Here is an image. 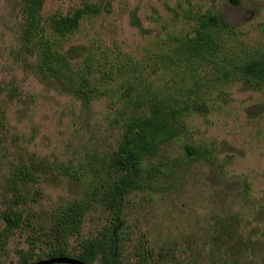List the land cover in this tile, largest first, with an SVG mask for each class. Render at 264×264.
<instances>
[{"label":"rangeland","instance_id":"obj_1","mask_svg":"<svg viewBox=\"0 0 264 264\" xmlns=\"http://www.w3.org/2000/svg\"><path fill=\"white\" fill-rule=\"evenodd\" d=\"M84 5L99 11L76 31L50 29ZM23 10L0 0V264H22L30 247L27 264L48 259L55 220L76 203L74 255L81 240L110 238L121 264H264V82L236 70L264 54V0H43L31 37ZM213 15L223 20L214 63L180 59L175 48ZM40 41L65 60L59 78L41 71ZM145 88L179 114L143 160L159 174L119 195L112 157L130 118L153 109L133 103ZM22 168L31 175L16 179ZM13 212L21 222L8 233Z\"/></svg>","mask_w":264,"mask_h":264},{"label":"trees","instance_id":"obj_2","mask_svg":"<svg viewBox=\"0 0 264 264\" xmlns=\"http://www.w3.org/2000/svg\"><path fill=\"white\" fill-rule=\"evenodd\" d=\"M24 1V29L25 37H31L32 30L40 28L41 10L43 0H23ZM99 11L97 5H84L65 16H53L48 20L50 29L58 35H68L79 28L83 17L96 14ZM223 24V20L216 15L202 17L198 20V25L192 36L182 40L175 48L176 55L180 59L192 63L194 61H206L214 63L217 44L214 38L215 31ZM41 42V41H40ZM43 47L39 67L41 71L47 69L55 78H59L61 63L65 60L56 52L52 51L49 43L41 42ZM241 79L246 83L264 82V54L258 58H251L241 62L236 66ZM81 83H87V78L82 77ZM82 92H85L81 90ZM134 105L142 107L151 105V113L148 117L142 119L133 116L125 124V133L122 141L112 157L111 166L117 174L121 175V182L115 187L120 195L124 191L121 185L129 181L143 178H152L159 174V168L156 166L145 168L143 160L149 155L151 150L158 147L161 143L169 140L173 134V123L177 119L178 111L171 109L167 113L166 98L159 96L149 88L142 90L133 100ZM187 153L198 155L203 153L200 148H187ZM30 171L24 168L15 172V178H28ZM69 213L58 221L61 234L56 238L59 241L47 254L48 259L59 256L74 258L84 264H121L120 255L122 247L118 241L103 238L101 242L93 240H81L79 246L81 251L74 255L69 249L66 238L69 235L78 234L82 224L84 205L76 203L71 206ZM6 231L9 233L16 229L21 222L19 214L13 212L4 215ZM56 233L58 228L56 226ZM35 247H30L29 252L24 256L22 264H27L29 258L34 257Z\"/></svg>","mask_w":264,"mask_h":264},{"label":"water","instance_id":"obj_3","mask_svg":"<svg viewBox=\"0 0 264 264\" xmlns=\"http://www.w3.org/2000/svg\"><path fill=\"white\" fill-rule=\"evenodd\" d=\"M30 264H84V263L74 258L59 256L56 258L41 260V261L30 263Z\"/></svg>","mask_w":264,"mask_h":264}]
</instances>
